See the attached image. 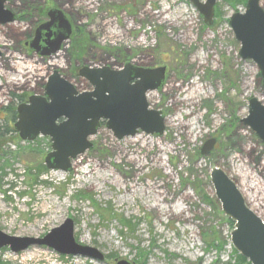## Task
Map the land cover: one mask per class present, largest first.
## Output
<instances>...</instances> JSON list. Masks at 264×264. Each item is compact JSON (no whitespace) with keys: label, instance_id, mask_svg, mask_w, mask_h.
Masks as SVG:
<instances>
[{"label":"rangeland","instance_id":"rangeland-1","mask_svg":"<svg viewBox=\"0 0 264 264\" xmlns=\"http://www.w3.org/2000/svg\"><path fill=\"white\" fill-rule=\"evenodd\" d=\"M237 1L216 0L212 23L207 25L190 0H51L89 37L84 56L74 62L68 40L57 53L43 58L24 48L47 0H6L4 6L16 20L0 24V134L9 117L5 108L16 109L31 94L42 95L52 69L57 68L82 91L92 87L71 71L80 66L121 69L127 62L135 67H165L162 86L152 90L158 96L146 98L148 108L163 115L164 131L157 134L138 129L134 135L118 139L101 121L97 133L89 138L92 147L83 153L93 159L90 167L78 163L69 172L46 168L39 177L46 180L44 183L31 181L27 168L44 164L45 155L51 151L49 137L39 136L28 142L6 134L4 137L9 138L1 142L0 153V230L17 237L41 238L69 218L73 220L75 241L94 247L103 258L63 255L45 245H30L16 253L8 246L1 247L0 260L7 264H115L119 259L134 264L230 261L233 227L215 197L210 181L213 167L222 168L235 181L248 207L264 221V142L243 122L251 97L264 103V87L255 62L239 55L241 45L228 22L232 14L245 9ZM260 5L264 9V0ZM32 7L35 9L30 10ZM159 10L177 19L173 28L148 14ZM127 19L134 26L132 30L125 29ZM179 31L187 33L191 41L178 39ZM136 39L142 44H136ZM171 79L177 85L191 80L199 87L189 109L174 112L173 100L165 91ZM18 95L25 99L18 101ZM171 114L190 125V141L183 143V135L178 136L167 124L165 119ZM10 125L13 127V122ZM141 135L152 142L145 147L144 141L133 143ZM212 138V149L201 154L204 143ZM153 141L166 152L161 153L159 163L137 170L136 179L147 184L159 181L162 191L178 189L180 199L173 208L185 209L190 218L186 222L178 215L157 214L153 195L147 189L145 196L144 185L133 194L124 193L127 183L123 180L133 173V164L120 157V147H127V151L138 148L136 156L141 158L154 153ZM27 143L34 147L31 158L22 149ZM99 161L106 169H95L86 177L85 173ZM81 190L84 198H77ZM42 211H47L46 218ZM123 217L133 220L132 231L122 228L119 219ZM207 235L222 244L220 252L219 245L207 247Z\"/></svg>","mask_w":264,"mask_h":264},{"label":"water","instance_id":"water-1","mask_svg":"<svg viewBox=\"0 0 264 264\" xmlns=\"http://www.w3.org/2000/svg\"><path fill=\"white\" fill-rule=\"evenodd\" d=\"M211 25L216 0H190ZM0 0V24L16 20V16ZM48 20L35 28L30 48L41 56H50L61 49L71 33V24L59 8L47 12ZM235 38L240 42L239 55L255 62L264 87V9L260 0H247L243 12L229 18ZM78 75L92 87L79 91L55 68L47 76L43 94H31L26 102L16 107L14 130L22 141H33L39 136L51 140V151L44 157L47 169L69 172L71 160L92 147L89 138L95 135L104 121L105 127L121 139L134 135L138 129L161 134L163 115L148 108L146 93L162 86L165 67H135L130 62L121 69L110 66H81ZM61 119V120H60ZM60 120V121H59ZM264 142V103L256 97L248 101V115L243 119ZM215 139L207 140L200 152H209ZM0 141V153H1ZM215 197L225 216L234 222L230 242L250 264H264V221L253 212L235 181L220 167L210 172ZM73 220L67 218L41 238L17 237L0 230V248L8 246L16 253L30 245H45L59 254L82 255L102 259L94 247L78 244L73 236ZM115 264H134L119 259Z\"/></svg>","mask_w":264,"mask_h":264},{"label":"bare ground","instance_id":"bare-ground-1","mask_svg":"<svg viewBox=\"0 0 264 264\" xmlns=\"http://www.w3.org/2000/svg\"><path fill=\"white\" fill-rule=\"evenodd\" d=\"M148 14L156 20L163 21L167 26L171 28H173L177 20V19L173 20V19L168 18L166 10H159V12L157 13H153L152 11H149ZM124 24H125L126 30H132L134 28L133 25H129L128 19L125 21ZM176 36L180 40L191 41L190 36L183 31L182 32L179 31L178 33H176ZM136 44H142V40L136 39ZM194 60L200 64L199 58L195 57ZM139 61H141V59H139ZM198 89L199 87L196 85V83L192 82L191 80L182 81L180 84L177 85L175 83V80L171 79L165 85L166 93L170 94V97L173 100L172 107H174L175 113L176 111H179V112L182 110L185 111L190 108L189 104L191 103V101L194 100L195 98L194 94L197 92ZM178 95L181 96L180 100L177 99ZM154 96L155 95L152 90L146 93V98L148 99ZM157 96L158 94L154 98H156ZM183 114L188 115L187 113H183ZM174 115L175 114H171L169 117L165 119L167 121V124L172 126L178 132V136L183 135V140H185L183 141V143L190 141V138L192 137V131L190 130V125L187 122H184L178 118H174ZM143 141H144V145H143L144 147L148 146L152 142V140H150L149 137H145L144 135H141L140 137H137L136 140L133 141V143L135 142L141 143ZM153 142H154V145L156 146V150L154 151V153H152L150 156L144 155L141 158H138L136 156L138 148L133 147V149H130L127 151L128 149L127 147H126L127 149L120 147V153H119L121 154L120 157L125 158L127 161L133 164V173L129 176H126L125 180H123V182L127 183L124 193L133 194L135 191H137L139 186L144 185L145 196H148V192L146 191L147 189H149L151 194L153 195L152 201L154 203V209L156 210L157 214L166 215L169 213L172 216L178 215L183 222H186L190 218L187 217V215L185 214V209L183 208L177 209V207H175V209L173 208V205H175L177 200L180 199L178 197L180 194V191H178V189L172 188V189H166L165 191H162L161 190L162 185L159 183V181L152 180L150 183L147 184V183L138 181L136 179L137 170H141L145 165L151 164L153 162L159 163L161 161V153L166 152V150L163 147H161L159 144H157L156 141H153ZM174 142H176V140ZM174 142L173 144L176 145V143ZM178 148L182 149L183 147H178ZM91 160L88 159L86 154H81V155H78L75 159L71 160V166H74V167L78 166V163H79V164H86L87 167H90V163L92 162ZM240 162H241V165L245 164L243 160H240ZM95 169H99V171L101 170L104 171L106 169L104 166V162L99 161L95 167L90 168L89 171L85 173V176L87 177L88 174H91L92 172H94ZM169 177H172V174H169ZM118 182L119 181L116 180V183ZM41 214L42 216L46 218L47 211H42ZM81 240H83V237H81Z\"/></svg>","mask_w":264,"mask_h":264},{"label":"trees","instance_id":"trees-1","mask_svg":"<svg viewBox=\"0 0 264 264\" xmlns=\"http://www.w3.org/2000/svg\"><path fill=\"white\" fill-rule=\"evenodd\" d=\"M230 3V1H228ZM240 3H243L244 5L246 4V0H240L237 1ZM231 5H233L234 3H230ZM44 15V14H43ZM19 18H21L19 16ZM90 44V40L88 35L85 33V30L82 27H76L75 31L73 32L72 36H71V43H70V50H69V54L71 56V58L73 59V61H77L80 60L84 54L85 51L88 47V45ZM122 58H124L125 61H130L129 58L122 56ZM77 74H74V77H76ZM18 101H23L25 98L22 95H18L17 96ZM6 112L9 113V117L7 118V121L5 120L6 124L5 126H3V131L0 134V140L1 142L5 139H8L9 137H4L6 134L8 133H12L13 136L10 138H16L18 139V134H16V131L14 130L13 127H11L10 123H14L16 120V109L13 106H7L6 108ZM102 124V123H101ZM24 152H26L25 154L27 155V157H30L32 155H34L33 150V144L31 143H27V148L23 147L22 148ZM29 149V150H28ZM47 171L45 165L43 163H40L38 165H34V166H29L27 168V175L30 176V180L33 182H41L42 183L46 182V180H39V177L45 173ZM1 177V176H0ZM84 194L82 193V190L79 191V193L77 194V198H79V196H82V198H84L83 196ZM110 217L113 215V212H108ZM227 222L233 227L234 222L230 219V218H226ZM120 224L122 226L123 229L132 231V227L134 224L133 220L130 218H121L119 219ZM205 243L207 245V247H216L218 248L219 245V249L218 252L221 251L222 249V244H220L218 242L217 239L210 237L209 235H207L205 238ZM141 257L140 254H138V258ZM137 262V261H136ZM0 264H7L6 262H3L2 260H0ZM225 264H250V262L243 257L242 255H240L234 248H232L231 250V255H230V261L225 263Z\"/></svg>","mask_w":264,"mask_h":264},{"label":"flooded vegetation","instance_id":"flooded-vegetation-1","mask_svg":"<svg viewBox=\"0 0 264 264\" xmlns=\"http://www.w3.org/2000/svg\"><path fill=\"white\" fill-rule=\"evenodd\" d=\"M51 8H59V9H61L63 12H64V14L66 15V17H67V19L69 20V22H70V24H71V33H70V35H69V38H68V41L71 43V36H72V34H73V32L75 31V29H76V27H79V26H76V25H74L73 24V22H72V20H71V18L69 17V15L67 14V12H65L60 6H57V5H55V4H53L52 2H51V0H47V3L44 5V7H42L40 10H39V12H38V14H39V16L41 17V20L35 25V28L39 25V24H41V23H43V22H46L49 18H48V15H47V12H48V10L49 9H51ZM29 9V8H28ZM35 9V7H32V8H30V10H34ZM44 14V15H43ZM35 28L33 29V32H31L32 34H30V36L32 35V38H33V36H34V33H35ZM32 38H30L29 40H26L25 41V43H24V45H25V47L24 48H26V49H28V50H30L32 53H35V54H37V55H39L37 52H35V51H33L31 48H30V46H29V42H30V40L32 39ZM63 45V44H62ZM62 45H61V47H62ZM70 55V54H69ZM39 56H41V55H39ZM42 58H43V56H42ZM70 58H71V56H70ZM72 59V58H71ZM76 61V60H75ZM74 61V62H75ZM81 67V66H80ZM79 67V68H80ZM79 68H77V70L75 69L74 71H71L72 73H73V75L76 73L77 75H78V70H79ZM62 74V73H61ZM63 75V74H62ZM64 76V75H63ZM79 76V75H78ZM65 77V76H64ZM47 78V77H46ZM66 78V77H65ZM67 79V78H66ZM45 85V84H44ZM75 86V85H74ZM76 87V86H75ZM44 88V87H43ZM79 90V89H78ZM80 91V90H79ZM27 101V99L24 101V102H26Z\"/></svg>","mask_w":264,"mask_h":264}]
</instances>
